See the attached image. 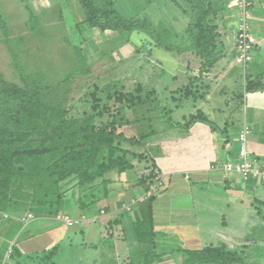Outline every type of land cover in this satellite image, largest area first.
Returning <instances> with one entry per match:
<instances>
[{
  "label": "crops",
  "instance_id": "0c3cea01",
  "mask_svg": "<svg viewBox=\"0 0 264 264\" xmlns=\"http://www.w3.org/2000/svg\"><path fill=\"white\" fill-rule=\"evenodd\" d=\"M64 1L62 0V4ZM165 1L167 7L166 10L164 7L161 19L155 21L151 14L141 17H148L156 27L165 25L172 31L170 35L175 37L186 29L189 18L173 0ZM178 1L186 4V0ZM216 1L220 12L219 61L209 71L201 72V60L193 53L176 54L178 65L182 67L181 74L183 72L185 75L180 77V74L173 72L171 77L160 76V81L163 78L169 80L166 86L174 85L170 90L165 86L164 93L157 92L158 97L159 94L163 98L170 97L172 105L169 102L165 105L170 107L166 110H172L169 115L172 117H169L168 122H163L160 116L156 119L150 117L156 112L151 107L147 112L149 116L145 118L149 124L156 122L158 128H152L153 131L145 135L153 138L159 133L160 140L156 144H150L155 158L149 156L147 160L158 158L160 164L156 178L162 176L164 179V185L156 193L151 208L148 198L144 196L153 183L151 181L146 185L139 182L140 178L134 167L124 172L129 188L123 186L121 192L115 189L110 196L85 209L65 207L61 211L63 214L79 220L73 224L57 219L61 212L52 214L50 208H43L38 213L23 208L21 211L14 208L3 212L0 214V244L4 246L7 241L9 243L0 252V264H8V260L12 261L11 264H30L33 259H45L49 253L51 255L57 251V242L70 239L78 240L74 248L81 256V251L85 256L89 243L96 249L88 254L91 257H80L75 260V264H88L86 259L94 262L96 259V264H119L125 261L127 264H144L140 261L143 258L140 255L146 252L150 258L153 256L152 259L161 260L168 256V251H173L179 258L183 254L179 251L181 249H200L210 244H224L230 250L244 251L246 256V252L251 253L258 242L264 245V179H246L216 166L239 158L242 135L245 133L246 144L252 155L264 158V0H251L250 16L241 14L242 17L233 11V7H238L237 0ZM23 4L25 7L31 5L32 8L28 15H18L21 21L19 25L27 29H30L31 21L38 17H41V21L37 27L54 26L55 16L59 13L61 21V13L65 10L60 7L58 0H25ZM5 16L0 10L2 26L8 27ZM182 19L184 21L180 25ZM245 21L255 38L253 49L256 51L254 56L251 54L250 62L240 63L237 61L240 53L236 49L239 47L236 29L238 25L240 30ZM67 24L71 26L68 19ZM73 24L77 30L76 24ZM85 41L83 39L80 44ZM152 42L157 46L153 37ZM149 56V61L157 60ZM158 65L161 72L165 73L163 63L159 61ZM0 77L7 79L1 74ZM176 81L180 83L179 86H175ZM231 83L235 84V90L240 83L242 89L225 91ZM149 85L157 91L154 86ZM187 85L191 90L190 95L178 97L173 94L177 91L181 93ZM250 85H255V89L248 90ZM192 115L199 118L194 124L191 123L193 125L190 122L187 125ZM110 174V177L117 175L115 172ZM150 210L155 230L154 242L144 244L138 240L134 226L136 222L149 217ZM102 212H107L108 216L102 215ZM104 217L114 218L109 223L111 227L115 225L112 235L108 238L103 233L99 240L94 237L97 242H88L84 231H90L92 225L98 224L103 232ZM241 225L246 227L244 231L236 229ZM59 226L65 227L63 232ZM120 227H123L124 233L120 232ZM54 229L60 231L58 236L52 235L56 231ZM50 230L51 235L47 233ZM115 231L120 234L115 236ZM78 232L83 235L77 236ZM8 235L11 236L7 238ZM106 241H110L109 251H101L99 248L104 250L103 247L94 245L103 242L106 250ZM171 242L175 247H167ZM234 242L238 247L233 246ZM261 251L264 252L263 249ZM14 254L19 257L14 259ZM40 264L56 263L43 261Z\"/></svg>",
  "mask_w": 264,
  "mask_h": 264
},
{
  "label": "trees",
  "instance_id": "16d2710c",
  "mask_svg": "<svg viewBox=\"0 0 264 264\" xmlns=\"http://www.w3.org/2000/svg\"><path fill=\"white\" fill-rule=\"evenodd\" d=\"M173 1L189 18L186 29L175 37L165 25L156 27L148 17L123 16L117 10V0H82V6L91 25L129 34L147 31L157 46L177 55L193 53L201 60V72L209 71L220 59L217 1L186 0L185 5ZM82 59L85 60L83 56ZM19 66L24 86L0 77V211L29 204V209L40 206L59 213L65 208L67 194L75 195L76 191L80 192L76 201L80 208L95 205L112 191V178L106 175L123 174L135 167L133 157H146L121 145H143L148 135L127 136L119 130L124 125L122 119H116L124 104L140 105L141 98L123 88L113 93L110 89L108 101L102 103L104 97L95 90L91 110L74 116L68 105L70 90L64 91L60 86L86 74L85 65L56 86L35 82ZM247 89H255V85ZM182 90L191 91L188 85ZM148 93L151 98L154 91ZM197 118L191 116L192 121ZM189 122L190 119L187 125ZM155 167L139 182H153L158 176ZM69 183L73 185L66 188ZM149 189L150 185L147 192ZM89 190L91 194L86 193ZM155 198L156 194L148 197L150 208ZM149 213L134 227L138 240L144 244L154 242L155 236L152 211ZM179 251L186 256L178 264H248L244 251L230 250L224 244Z\"/></svg>",
  "mask_w": 264,
  "mask_h": 264
},
{
  "label": "rangeland",
  "instance_id": "374dc122",
  "mask_svg": "<svg viewBox=\"0 0 264 264\" xmlns=\"http://www.w3.org/2000/svg\"><path fill=\"white\" fill-rule=\"evenodd\" d=\"M24 1L25 0H0V10L1 13L6 15L4 19L7 20L8 25V27L5 25L2 26V21L0 20L1 75L6 77L9 81L24 86L26 82L22 80L20 70L17 66L19 64L24 73L30 75L32 79H35V82L56 86L58 83L70 78L74 72L81 70V68L85 65L88 69L86 74L73 77L66 83H62L63 85L60 86L64 91H68V89L70 90L68 96V105L70 106L71 113L74 116H77L78 114L81 116L82 112L91 110L92 92L95 90H98V94H100L101 97H104L102 103H105L108 101L106 96L110 89L111 93H113L114 90L123 88L126 91H133L134 94L139 96L141 101L144 103V105L142 103L140 105L134 106L124 104L121 108V111L116 114V119H122V124L124 125L120 127L121 129L119 128V130H122L125 135L139 137L153 131L152 128L158 129L156 122L149 124L148 120L145 119L149 116L147 112L151 109L156 112L154 113L155 115L152 114L150 117H154L156 119L157 116H160V119H162L163 122H168L169 117H172L169 116L171 115L170 111L172 110H166L170 107L166 106L165 104L169 102L170 105H172L170 102V97L167 98L166 96L163 98L160 94L158 97L157 92L159 91L160 93H164L165 86L169 83V80L166 78L164 79L163 77V79L160 81V76L167 75L171 77L173 72L180 74V77L185 75L183 72L181 74L182 67L178 65V58L175 52L168 51L163 47L155 46L152 42L150 33L147 31H135L132 34H129L127 32L122 33L120 31L104 29L99 26L91 25V23L86 19V14L82 6V0H77V3H74V0H65L63 4L62 0H58L60 7L65 9L64 12L61 13V21V15L58 13L55 16L56 22L54 21V26L47 25L46 27H37L39 25L38 22L41 21V17H38L33 19V22L31 21V25L29 26L30 29H27L26 27L19 25L21 21H19L20 18H18V15H28L30 9H32L31 5L29 7H25L23 4ZM165 2V0H117L116 6L117 10L125 17H141L151 14L153 16L152 19L156 21L162 18L164 7L166 10L167 6ZM54 6L58 9L57 5ZM233 11L235 14H239L240 16L241 14L243 15L242 10L239 7H233ZM67 19L71 22V26H68ZM183 21L184 19L181 20L180 25H182ZM73 22L76 24L77 30L74 29ZM232 28H235V26ZM238 29L239 26L237 25V34L239 31ZM70 31H72V34H70ZM83 39L86 41L81 45L80 43L83 41ZM256 46H258V43ZM236 49L238 54L243 53V50L239 47ZM255 51V49L251 51L253 56ZM149 55H151L152 58H156L157 60L149 61ZM82 56L85 58V60L82 59ZM157 61H161L163 63L165 73L161 72L162 69H160ZM149 84L154 86L157 91L152 89ZM173 85H167V90H170ZM179 85L180 83L176 81L175 86ZM238 85V88L235 90V84L231 83L225 89V91H239L242 88H240V83H238ZM139 87H141V92L137 91ZM149 90L154 91V94L151 96V98L147 97ZM181 91V93L177 91L173 92V94L178 95V97L190 95V93H186V91ZM167 95L169 96V94ZM230 102L232 103L233 100ZM159 108L162 110L159 111ZM176 121H173V123H177ZM192 122L193 124L195 123V121L190 119V124ZM158 135H154L153 138L152 136H147L149 138L146 137V139H144L142 142L144 145H132L128 142H123L121 145L123 148L128 149L131 152L146 155V157L143 159L139 157H133V159L131 158L139 178L150 173L154 165H156L154 168L155 171H158V166L160 164H158V158L156 157L157 162L155 159H152L153 162L151 160H147L149 156L151 158L154 157L152 156L153 152L152 146H150V144H156L160 142V140H158ZM162 150H165L166 152L165 148ZM116 174L117 175H113L112 177H110L111 174L106 175L107 178H112L113 183L110 187L111 190L114 192L115 189H118L116 191L121 192V187L125 186L129 188V182L126 181L127 177H125V173L122 175H119L118 173ZM158 178H162V176H159ZM96 182H101V180H97ZM152 183L155 185L159 184L156 178ZM72 185V183H69L66 188H70ZM161 187L162 186H159L158 191L162 189ZM90 190L86 193L90 192L89 194H91L92 192ZM79 193L80 192L76 191L75 195L73 193L74 196L72 195V192L68 193L67 195L69 196H67L64 200L65 207L79 210L80 207L76 203L77 198L80 195ZM148 194L149 193H147L144 197L148 198ZM152 194H155V192ZM108 196H110V194ZM17 208L20 211L21 208H24L27 210H32L35 213H38L41 210L40 206H34L33 209H29V204H22ZM51 209L52 208H50V210ZM51 211L52 214L55 213L54 210ZM2 213L3 211H0V214ZM61 214L63 213L61 212ZM101 214H106V216H108L107 212H102ZM104 218V228L102 229L103 232H101L98 224L92 225L90 231H84L88 242H97L94 237L96 236V238L99 240L101 234L103 235V233L104 236H108V238L110 235H112L115 225L113 224L111 227L109 223L111 220H114V218ZM125 221L127 222V219H125ZM122 223H124V221H122ZM64 228L65 227L59 226V229L62 232ZM96 229L99 230L97 231ZM236 229L244 231L246 227L241 225L237 226ZM119 230L120 232L122 231V233H124L123 227H120ZM51 231L52 230L48 231L47 233L50 234ZM95 231H97V233H95ZM59 232L60 231L56 230L52 233V235L58 236ZM120 232L115 231V236H117L118 233L120 234ZM82 235L83 234L81 232L77 233V236L79 237ZM10 236L11 235H8L7 238ZM8 243L9 241H7L4 246L3 244H0V252L5 250L4 247L8 246ZM105 243L107 246L106 250L103 242L95 243L94 245L103 247L104 250L99 248L101 251H109L110 241H106ZM77 244L78 240L75 239L66 240L64 242L59 241L55 245V247H58L56 252L52 253L51 255L49 253L45 259L30 260V264H40V262L43 261L56 264H75L76 259H79L80 257L81 259L84 257L88 259V257H91L88 256V254L96 250L92 248L91 243H89L85 251V256L82 251L81 256L80 252L76 253L75 251L74 246ZM172 245L175 247V244L172 242L167 247L171 248ZM236 245L238 244L234 242L233 246ZM259 246L261 247L259 248ZM8 249L10 251V248ZM261 249L264 250V245L263 243L258 242L257 245H255V249H252L253 251L251 253L246 252V260L248 264H264V252L261 251ZM41 255H44V253ZM167 255L168 256L166 258L158 260L155 258L152 259L153 256L150 258V255L148 252H146V254L140 255L143 256L140 261L144 264L151 263V260L153 261L152 264H178V262L183 260L186 256L183 253L178 258L177 253L173 251H168ZM18 257L19 256L17 254L13 255L14 259H17ZM87 259L86 262L88 264L90 262H92V264H96V259L95 262L94 260ZM7 263L11 264L12 261L8 260ZM119 264H127V262H119Z\"/></svg>",
  "mask_w": 264,
  "mask_h": 264
},
{
  "label": "built area",
  "instance_id": "2783aa9c",
  "mask_svg": "<svg viewBox=\"0 0 264 264\" xmlns=\"http://www.w3.org/2000/svg\"><path fill=\"white\" fill-rule=\"evenodd\" d=\"M237 6L242 10L243 15H249L252 7L251 0H237ZM237 42L240 49L243 50V53H240V56L237 57V61L240 63H247L252 60L251 51L255 44V38L252 35L251 28L245 21V23L241 26L238 34H237ZM246 133L242 135V148L240 151L239 158L237 160H230L224 163H220L216 166H219L225 172L237 173L243 176L246 179L249 178H262L264 179V158H260L257 156H253L248 146L246 144ZM158 185L151 184L150 189L147 193L151 196L152 193H157L159 186L164 185L163 178H156ZM57 219L63 220L69 224H73L74 222H78V219H75L69 215L58 214Z\"/></svg>",
  "mask_w": 264,
  "mask_h": 264
}]
</instances>
